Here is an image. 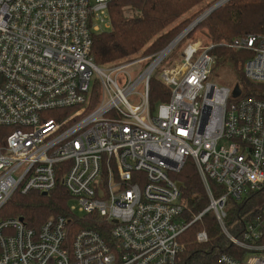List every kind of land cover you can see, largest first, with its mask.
<instances>
[{
	"label": "built area",
	"instance_id": "1",
	"mask_svg": "<svg viewBox=\"0 0 264 264\" xmlns=\"http://www.w3.org/2000/svg\"><path fill=\"white\" fill-rule=\"evenodd\" d=\"M109 1L0 0V208L15 191L47 193L60 176L76 202L70 210L94 215L99 227L71 233L64 216L37 229L0 219V264H181V235L207 211L242 249L240 258L222 252L211 264H264V204L245 206L254 195L264 202V34L220 44L250 54L244 81L232 88L207 80L213 44L199 41L184 45L180 64L153 75L210 8L228 0L148 57L99 66L93 36L110 28ZM153 77L169 89L154 113ZM187 167L208 199L190 221L181 216L179 182ZM232 206L245 211L227 226ZM195 240L206 242V232Z\"/></svg>",
	"mask_w": 264,
	"mask_h": 264
},
{
	"label": "trees",
	"instance_id": "2",
	"mask_svg": "<svg viewBox=\"0 0 264 264\" xmlns=\"http://www.w3.org/2000/svg\"><path fill=\"white\" fill-rule=\"evenodd\" d=\"M215 1L217 0H110L107 6L110 28L93 36L94 62L99 66H109L137 53L157 52ZM196 28L204 31L207 45L213 44L209 52L215 58L214 64L231 66L238 72V81H244L242 64L250 54L242 50H231L220 44L238 36L264 34V0H228L211 11L179 43L191 40ZM168 93V87L158 79L153 77L149 80L148 97L151 106L157 101H166ZM2 130L3 128L0 129V136ZM60 178H57L54 188L47 193L35 190L27 193L15 191L0 208V219L21 218L26 226L37 229L49 217L64 216L69 219L71 233L83 228H99L94 215L80 216L70 210V195ZM179 182L184 203L181 216L190 221L207 206V195L193 167L183 170L179 175ZM209 185L214 191L220 189V185L213 181H209ZM261 203L264 204L263 200L254 195L245 206L251 209ZM244 211L245 208L240 206L229 208L225 225L234 224L237 213ZM250 218L251 215L246 216V219ZM236 226L242 227V222H236ZM201 230L208 237L203 243L195 240L196 232ZM181 236V264H211L222 252L238 258L242 256V249L229 244L212 211L205 212L199 220L190 224Z\"/></svg>",
	"mask_w": 264,
	"mask_h": 264
},
{
	"label": "rangeland",
	"instance_id": "3",
	"mask_svg": "<svg viewBox=\"0 0 264 264\" xmlns=\"http://www.w3.org/2000/svg\"><path fill=\"white\" fill-rule=\"evenodd\" d=\"M109 19V18H108ZM96 25L101 26L100 21H95ZM101 31L107 30L106 27H99ZM191 40L199 41L202 46H205L208 44L207 38L205 36V33L202 29L196 28L191 36ZM191 40H187L185 43H179V45L176 48V51L169 55L162 63H160L157 68L155 69L153 75L159 76L161 72L166 69L172 67L175 63L180 64L181 58L180 53L182 48L187 42H190ZM152 54V53H151ZM150 54H134L132 57H140V58H146ZM207 80L215 83L219 86H226L232 88L236 81H238V72L235 71L231 66L229 65H212V68L210 69L209 74L207 75ZM143 92V84H138L134 90L131 96L128 97L129 103L132 106H135L139 102V96L138 93ZM161 103V101L155 102L151 107L153 108L152 113H154L158 107V105ZM220 144L226 145V141L221 140ZM76 205V202L74 200L69 201V206L74 207Z\"/></svg>",
	"mask_w": 264,
	"mask_h": 264
},
{
	"label": "water",
	"instance_id": "4",
	"mask_svg": "<svg viewBox=\"0 0 264 264\" xmlns=\"http://www.w3.org/2000/svg\"><path fill=\"white\" fill-rule=\"evenodd\" d=\"M215 8H216V6L211 7L208 13H210V12H211L212 10H214ZM199 22H200V21H199ZM199 22H198V23H199ZM178 35H179V34H178ZM178 35H177V36H178ZM177 36H176V37H177ZM176 37H175V38H176ZM175 38H173L171 41H173ZM238 93H239L238 85H235L234 88H233V91H232V96L235 97V96L238 95ZM19 219L22 220L21 218H19Z\"/></svg>",
	"mask_w": 264,
	"mask_h": 264
}]
</instances>
